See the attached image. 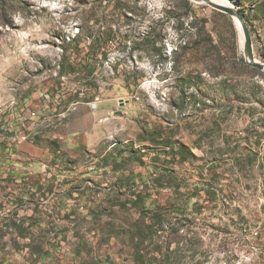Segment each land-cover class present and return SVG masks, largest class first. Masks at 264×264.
<instances>
[{"label":"rangeland","instance_id":"1","mask_svg":"<svg viewBox=\"0 0 264 264\" xmlns=\"http://www.w3.org/2000/svg\"><path fill=\"white\" fill-rule=\"evenodd\" d=\"M140 1L0 0V264H264V73L234 17ZM226 2L264 62V0Z\"/></svg>","mask_w":264,"mask_h":264},{"label":"trees","instance_id":"2","mask_svg":"<svg viewBox=\"0 0 264 264\" xmlns=\"http://www.w3.org/2000/svg\"><path fill=\"white\" fill-rule=\"evenodd\" d=\"M100 2H102L103 0H99ZM113 0H108V3L111 2ZM186 2V7H187V12H190L191 14H193L194 16H196V11H194V9L191 7L189 0H184ZM120 2V3H119ZM97 6H93L92 9L90 10V15H87L86 17H83V27L80 28V34L74 36L72 39H70V42L68 43L69 46L71 47H77L79 48V43H80V38L85 40V42L90 45L91 43L103 47L104 45H107L113 38V31L110 29V27H108V21L106 19H103L102 17L98 18L95 17V14H97V10H95ZM148 7L147 2L145 1H140V0H118L117 4L113 5V8H122L123 12L122 14L124 15V12H127L128 10L132 11L133 10L135 12L140 11V10H144ZM97 24H102V26L104 27V31L101 32L100 34H96L93 31V28L95 25ZM107 24V27L106 25ZM191 26L193 28H195L196 31H193V36L197 35V37H200L202 34L206 33V30L204 28V23L201 22L200 24H197V17L193 18L191 21ZM193 36H191L190 38L186 39L184 37H179L180 38V43L178 45V36H177V48L175 53H177L178 48L179 49H184L186 47H188L189 45L193 44L194 42L191 40L193 38ZM138 37H140L141 39L145 40L149 37L148 33H145L143 35H141L140 33L138 34ZM183 39V44L182 40ZM196 42V41H195ZM106 52V51H105ZM105 52H103L105 54ZM87 55H89L88 52H86ZM92 72V70L87 72V76ZM179 148H180V152L181 153H187L190 156L194 157V154L192 153V148L191 146H188L184 143H179ZM187 225V221L185 218H180V220H178V241L181 239H186V232L185 230H183L184 228H186ZM185 233V235H183ZM181 249L178 247V250Z\"/></svg>","mask_w":264,"mask_h":264},{"label":"water","instance_id":"3","mask_svg":"<svg viewBox=\"0 0 264 264\" xmlns=\"http://www.w3.org/2000/svg\"><path fill=\"white\" fill-rule=\"evenodd\" d=\"M206 5L210 6L211 8L218 10L220 12L226 13L234 18H237L240 22L241 30L244 36V51L246 53V63L249 66L257 68L259 71L264 73V63L258 62L254 59L253 55V48H252V41L250 32L248 30V27L246 25V22L244 21L242 15L238 12L237 9L230 7L228 5H222V4H216L209 0H202Z\"/></svg>","mask_w":264,"mask_h":264},{"label":"bare ground","instance_id":"4","mask_svg":"<svg viewBox=\"0 0 264 264\" xmlns=\"http://www.w3.org/2000/svg\"><path fill=\"white\" fill-rule=\"evenodd\" d=\"M209 1H211V2H213V3H216V4H222V5H228V6H230V5L226 2V0H209ZM234 20H235V23H236V25H237L239 31H240L241 47H242V49H243V51H244V36H243L242 31H241L240 22H239V20H238L237 18H234ZM244 53H245V51H244ZM245 57H246V53H245ZM255 60H256V59H255ZM263 63H264V62H263Z\"/></svg>","mask_w":264,"mask_h":264}]
</instances>
